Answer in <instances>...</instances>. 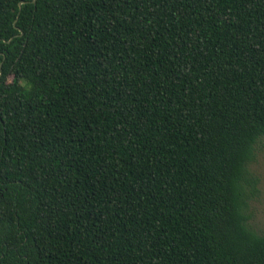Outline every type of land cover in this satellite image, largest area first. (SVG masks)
I'll return each instance as SVG.
<instances>
[{"label":"trees","instance_id":"trees-1","mask_svg":"<svg viewBox=\"0 0 264 264\" xmlns=\"http://www.w3.org/2000/svg\"><path fill=\"white\" fill-rule=\"evenodd\" d=\"M261 137L264 0H0V264H264Z\"/></svg>","mask_w":264,"mask_h":264},{"label":"rangeland","instance_id":"rangeland-1","mask_svg":"<svg viewBox=\"0 0 264 264\" xmlns=\"http://www.w3.org/2000/svg\"><path fill=\"white\" fill-rule=\"evenodd\" d=\"M249 169L258 177V193L248 202V225L264 236V137L259 138L255 144L254 160Z\"/></svg>","mask_w":264,"mask_h":264},{"label":"water","instance_id":"water-1","mask_svg":"<svg viewBox=\"0 0 264 264\" xmlns=\"http://www.w3.org/2000/svg\"><path fill=\"white\" fill-rule=\"evenodd\" d=\"M33 2H35V0H33ZM22 3L20 2V4L19 5H21Z\"/></svg>","mask_w":264,"mask_h":264}]
</instances>
